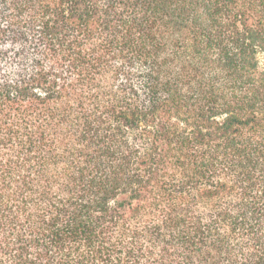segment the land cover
<instances>
[{"label": "trees", "instance_id": "trees-1", "mask_svg": "<svg viewBox=\"0 0 264 264\" xmlns=\"http://www.w3.org/2000/svg\"><path fill=\"white\" fill-rule=\"evenodd\" d=\"M0 264H264V0H0Z\"/></svg>", "mask_w": 264, "mask_h": 264}]
</instances>
